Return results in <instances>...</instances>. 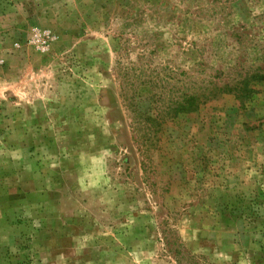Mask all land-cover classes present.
<instances>
[{
    "label": "rangeland",
    "instance_id": "rangeland-1",
    "mask_svg": "<svg viewBox=\"0 0 264 264\" xmlns=\"http://www.w3.org/2000/svg\"><path fill=\"white\" fill-rule=\"evenodd\" d=\"M264 0H0V264H264Z\"/></svg>",
    "mask_w": 264,
    "mask_h": 264
},
{
    "label": "trees",
    "instance_id": "trees-1",
    "mask_svg": "<svg viewBox=\"0 0 264 264\" xmlns=\"http://www.w3.org/2000/svg\"><path fill=\"white\" fill-rule=\"evenodd\" d=\"M262 81H264V69L255 72L251 79H244L235 84H225L222 87H215L202 93H184L182 100L177 103L173 110L175 111V115L181 112L196 111L201 104L223 93H233L243 104L257 91L253 86L255 83H251Z\"/></svg>",
    "mask_w": 264,
    "mask_h": 264
}]
</instances>
